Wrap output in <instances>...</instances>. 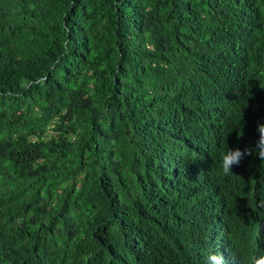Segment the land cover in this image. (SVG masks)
<instances>
[{
	"label": "trees",
	"instance_id": "obj_1",
	"mask_svg": "<svg viewBox=\"0 0 264 264\" xmlns=\"http://www.w3.org/2000/svg\"><path fill=\"white\" fill-rule=\"evenodd\" d=\"M259 123L264 0H0V264H256Z\"/></svg>",
	"mask_w": 264,
	"mask_h": 264
},
{
	"label": "clouds",
	"instance_id": "obj_2",
	"mask_svg": "<svg viewBox=\"0 0 264 264\" xmlns=\"http://www.w3.org/2000/svg\"><path fill=\"white\" fill-rule=\"evenodd\" d=\"M257 131L259 133V140L257 142V155L264 160V123H259L257 125ZM252 154V150L244 149L243 151L239 148L227 149V151L222 154L221 157V169L225 175H230L232 173V166L238 165L240 160L245 155ZM208 264H225V260L222 254L210 253L208 256ZM256 264H264V257H261L256 261Z\"/></svg>",
	"mask_w": 264,
	"mask_h": 264
}]
</instances>
